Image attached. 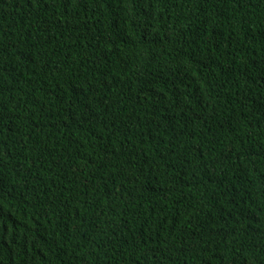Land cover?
I'll return each instance as SVG.
<instances>
[{"label":"trees","instance_id":"obj_1","mask_svg":"<svg viewBox=\"0 0 264 264\" xmlns=\"http://www.w3.org/2000/svg\"><path fill=\"white\" fill-rule=\"evenodd\" d=\"M0 264H264V0H0Z\"/></svg>","mask_w":264,"mask_h":264}]
</instances>
